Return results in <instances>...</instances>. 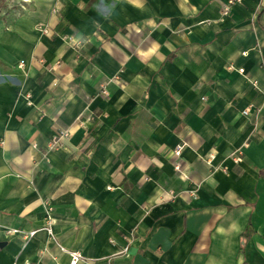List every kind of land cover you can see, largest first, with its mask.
Masks as SVG:
<instances>
[{
	"label": "crops",
	"instance_id": "1",
	"mask_svg": "<svg viewBox=\"0 0 264 264\" xmlns=\"http://www.w3.org/2000/svg\"><path fill=\"white\" fill-rule=\"evenodd\" d=\"M227 2L0 0V264H264V0Z\"/></svg>",
	"mask_w": 264,
	"mask_h": 264
},
{
	"label": "built area",
	"instance_id": "2",
	"mask_svg": "<svg viewBox=\"0 0 264 264\" xmlns=\"http://www.w3.org/2000/svg\"><path fill=\"white\" fill-rule=\"evenodd\" d=\"M23 2H25L26 0H22ZM236 0H228V2L223 6V9H222V13L224 15H227L229 10H230V7L231 5L235 2ZM42 29V28H41ZM42 31L45 33L46 30L43 28ZM229 69H232V67H230ZM239 73H243V69H239L238 70ZM249 113V109L246 108L242 111V115L246 116L248 115ZM68 132L65 130V131H61L59 132V134L55 135L54 138L50 141V143L48 144L47 148L48 150H52L56 147H58V145L61 143V141L65 138L68 137ZM182 147H178V149L175 150V154L178 155L179 152H180V149ZM176 168L178 169V167L176 166ZM47 231L49 233L50 236H53L52 232H51V229L48 227L47 228ZM6 233L8 235H15V234H19L22 236L23 240L26 242L28 241L30 238H32L35 234V231H30V232H22V231H19V230H7ZM128 248H129V245H125L121 250H119L118 252H116L114 255L115 256H122V255H125L127 252H128ZM68 253V256H69V263L68 264H77L78 262L80 261H86L84 259V257L82 256L81 252L79 251H70V252H67Z\"/></svg>",
	"mask_w": 264,
	"mask_h": 264
}]
</instances>
